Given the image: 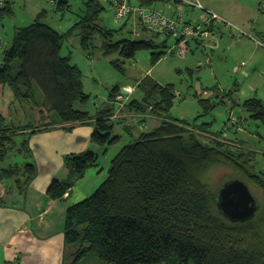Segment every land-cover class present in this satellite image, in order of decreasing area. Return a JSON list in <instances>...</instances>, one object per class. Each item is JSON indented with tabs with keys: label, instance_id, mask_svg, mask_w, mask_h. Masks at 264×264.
Listing matches in <instances>:
<instances>
[{
	"label": "trees",
	"instance_id": "16d2710c",
	"mask_svg": "<svg viewBox=\"0 0 264 264\" xmlns=\"http://www.w3.org/2000/svg\"><path fill=\"white\" fill-rule=\"evenodd\" d=\"M165 1L129 0V4L153 8ZM56 8L63 12L70 5L58 0ZM105 10L97 0H84L68 32L78 33L88 57L95 50L106 57L117 55L111 63L121 72L124 68L119 61H131L141 50H152L154 63L163 57L171 35L153 33L147 38L144 35L149 31L142 28L145 39H131L123 35L126 23L115 30L102 26ZM12 13L8 1L0 6V19ZM131 17L132 13L127 18ZM66 35L43 23L40 14L31 24L16 28L11 46L4 50L0 67V183L8 182L9 190L21 196L37 176L29 147L33 135L54 129L72 133L79 126H91L90 141L104 154L120 140L112 121L120 87L112 88L107 103L93 114L78 109L90 96L83 91L79 67L61 55ZM162 35L166 38L156 44L153 39ZM185 39L179 38L177 44ZM7 87L12 101L3 104ZM136 88L141 98H129L123 111L149 114L160 123L123 146L111 160L102 184L68 207L61 264H79L87 254H95L104 264H264V199L257 203L252 219L232 223L218 211L217 194L203 181L210 169L223 167L249 188L260 189L264 197V173L253 165L258 151L246 148V141L225 138L223 132L210 133L196 123L172 118L169 112L178 98L174 85H161L146 77ZM15 102L30 106L31 123L11 126ZM200 102L205 113L213 108L209 100ZM243 107L250 119L264 123V103L249 99ZM125 127L127 131L131 128ZM15 156L23 161L14 162ZM63 159L67 177L54 178L46 191L49 199L58 202L65 200L87 171L99 166V154L94 151ZM4 200L0 198V203L6 204ZM73 247L76 250L69 262L66 253Z\"/></svg>",
	"mask_w": 264,
	"mask_h": 264
},
{
	"label": "rangeland",
	"instance_id": "374dc122",
	"mask_svg": "<svg viewBox=\"0 0 264 264\" xmlns=\"http://www.w3.org/2000/svg\"><path fill=\"white\" fill-rule=\"evenodd\" d=\"M6 1L13 13L0 19V67L3 63L4 50L11 46L16 28L31 24L41 14L43 23L61 34H67L63 40L61 55L70 57L71 63L77 65L82 72L83 91L90 97L84 106L78 105V109L89 111L92 114L96 108L107 103L109 94L115 86H119L120 90L129 87L131 89L128 92L129 98L139 99L141 93L136 86L146 77L161 85L172 84L178 97L169 112L172 118L196 123L197 127L207 129V132L210 133L220 134L223 132V136L227 139L237 138L248 142L246 148L258 151L255 160L253 159L255 170L264 173V123L250 119L243 107L244 102L251 98L259 99L264 103V41L250 28L237 24L249 37L236 38L237 36L233 37L232 35L233 31L217 22L221 32L227 36L224 42L214 40V43H211L209 40L213 37L209 35L204 38L186 37L185 42L177 44L176 38L167 37V48L161 59L154 63L151 60L152 50H141L136 54L135 59L125 63L119 61L121 67L124 68V72H121L111 63L118 59L117 55L106 57L99 50H95L88 57L87 52L81 48L78 33L76 31L68 33L77 19L76 13L84 0H67L70 9L63 12L56 8L58 0H54V5L51 4V0H0V6ZM238 1L251 6L253 3L258 4L259 0ZM159 4L156 3L152 7L163 13ZM103 5L106 10L102 15V26L115 30L123 27L126 23L123 35L135 40L149 38L150 34H153L145 33L146 31H143L134 16L121 21L116 20L114 11L110 9L109 5L106 3ZM261 5L264 8V0ZM181 7L183 8V21L200 27V30L205 29L200 22V17L204 14L203 11L190 5ZM247 13L253 14V9L249 8ZM165 15L177 18V15ZM143 33H145V37ZM164 38L166 37L162 35L153 40L159 44ZM216 39L218 40L219 37ZM239 41L248 42L247 50L256 56L250 58L247 55L249 52L241 51L238 47ZM96 44L100 45V41L97 40ZM242 63H244L243 66H241ZM254 68L256 70H253ZM124 96L126 97V95ZM200 100H209L213 108L205 113ZM11 101L12 95L7 87L1 102L8 104ZM118 108L119 104L115 103L116 111ZM12 114V119L9 122L11 126H25L33 121V112L27 103L20 105L15 102ZM148 115L139 114V118L127 120L129 121L127 126L132 128L131 132L127 131L122 124H118L122 118L115 120L117 124L115 134L120 135V140L108 149L107 154L99 155L98 167L90 169V172L95 175L96 181L93 191L106 179L111 160L119 150L129 143H133L142 131H150L159 125L158 118ZM143 123L144 125H142ZM13 161L21 163L23 160L15 156ZM233 179L237 178L231 170L214 167L205 175L203 181L211 191L218 194L223 184ZM249 189L257 203L264 199L260 189L256 187ZM75 250L74 247L67 250L66 257L69 262L73 260L74 256L71 254ZM79 264L104 263L99 261L95 254H87Z\"/></svg>",
	"mask_w": 264,
	"mask_h": 264
},
{
	"label": "crops",
	"instance_id": "0c3cea01",
	"mask_svg": "<svg viewBox=\"0 0 264 264\" xmlns=\"http://www.w3.org/2000/svg\"><path fill=\"white\" fill-rule=\"evenodd\" d=\"M260 1L262 2L259 0L258 4L253 3L250 6L240 3L238 0H198L206 10L218 13L225 19L231 20L236 26L239 24L250 28L264 41V8ZM159 6L165 14L171 16L178 15L182 8L179 3L173 0H166ZM249 8L253 9V14L247 13ZM252 15L254 16L252 17ZM210 28L209 35L213 37L209 40L211 43H214V40L216 42L226 40L227 36L221 32L217 23L211 24ZM232 35L236 37L235 34ZM217 37H219L218 40ZM229 42L232 43L231 40ZM247 43L239 41L238 47L241 51L249 52L247 55L250 58H254L256 54L247 50ZM125 89L128 92L131 91L128 87ZM128 99V93L115 97V103L119 104V108L112 117L114 123L116 119L122 118L118 124H122L125 129V125L127 126L129 122L127 120L139 118V114L123 111L124 104ZM148 116L155 118L152 115ZM92 131L91 126L83 125L75 128L72 133L54 129L35 134L30 138L31 160L36 165L37 176L25 195L21 196L18 192L9 190L8 182L0 183V198L5 199L6 203H0V264H61L64 246L63 229L67 209L70 205L82 201L94 192L95 175L90 170L87 171L84 179L77 182L67 192L65 200L62 202L49 199L46 191L54 178L63 180L67 177L63 159L66 155L85 151H94L99 155H105L101 148L91 143Z\"/></svg>",
	"mask_w": 264,
	"mask_h": 264
},
{
	"label": "built area",
	"instance_id": "2783aa9c",
	"mask_svg": "<svg viewBox=\"0 0 264 264\" xmlns=\"http://www.w3.org/2000/svg\"><path fill=\"white\" fill-rule=\"evenodd\" d=\"M101 3L109 5L110 9L114 11L115 19L118 21L124 20L131 13L136 21L151 33L169 34L176 38H204L209 35L210 26L214 22H219L229 30L233 31L237 37H249V35L240 27L233 24L231 21L216 14L212 11L206 10L197 0H180L186 5L193 6L203 11L202 19L200 22L205 27L200 30V27L193 26L191 23L183 21V14L180 13L176 19L166 16L164 13L155 10V8L148 7H133L129 4V0H97ZM53 0H51V3ZM259 43V42H258ZM244 63L241 64L243 66ZM177 94V93H176Z\"/></svg>",
	"mask_w": 264,
	"mask_h": 264
},
{
	"label": "water",
	"instance_id": "95a60500",
	"mask_svg": "<svg viewBox=\"0 0 264 264\" xmlns=\"http://www.w3.org/2000/svg\"><path fill=\"white\" fill-rule=\"evenodd\" d=\"M121 94H127L122 89ZM218 211L232 223H244L252 219L258 209L257 202L249 187L239 179L223 184L216 198Z\"/></svg>",
	"mask_w": 264,
	"mask_h": 264
},
{
	"label": "bare ground",
	"instance_id": "6f19581e",
	"mask_svg": "<svg viewBox=\"0 0 264 264\" xmlns=\"http://www.w3.org/2000/svg\"><path fill=\"white\" fill-rule=\"evenodd\" d=\"M178 1V0H177ZM185 5V4H184ZM154 8V7H153ZM164 13V12H163ZM218 14V13H217ZM167 16V15H166ZM172 18V17H171ZM129 88V87H128ZM175 92V91H174Z\"/></svg>",
	"mask_w": 264,
	"mask_h": 264
}]
</instances>
